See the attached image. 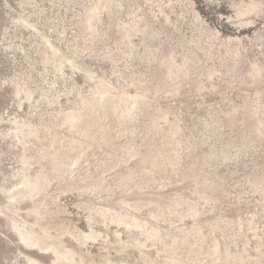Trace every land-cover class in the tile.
Returning <instances> with one entry per match:
<instances>
[{"label":"rangeland","instance_id":"rangeland-1","mask_svg":"<svg viewBox=\"0 0 264 264\" xmlns=\"http://www.w3.org/2000/svg\"><path fill=\"white\" fill-rule=\"evenodd\" d=\"M0 264H264V0H0Z\"/></svg>","mask_w":264,"mask_h":264}]
</instances>
